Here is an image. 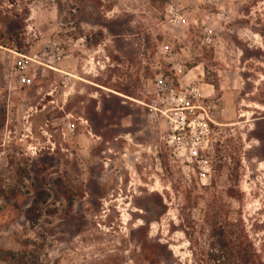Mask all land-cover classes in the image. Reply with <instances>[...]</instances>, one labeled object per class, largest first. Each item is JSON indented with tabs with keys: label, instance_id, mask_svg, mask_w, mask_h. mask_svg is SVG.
Masks as SVG:
<instances>
[{
	"label": "rangeland",
	"instance_id": "rangeland-1",
	"mask_svg": "<svg viewBox=\"0 0 264 264\" xmlns=\"http://www.w3.org/2000/svg\"><path fill=\"white\" fill-rule=\"evenodd\" d=\"M53 40L60 71L18 83ZM194 83L207 180L148 106ZM223 229L227 264H264V0H0V264H220Z\"/></svg>",
	"mask_w": 264,
	"mask_h": 264
},
{
	"label": "built area",
	"instance_id": "built-area-1",
	"mask_svg": "<svg viewBox=\"0 0 264 264\" xmlns=\"http://www.w3.org/2000/svg\"><path fill=\"white\" fill-rule=\"evenodd\" d=\"M19 57L14 70L16 80L29 85L38 67L60 71L58 66L64 58V49L53 40L42 50L30 55L19 54ZM31 66L34 73H30ZM67 79L70 80L71 76ZM161 91L148 106L150 115L166 122L161 135L164 148L169 149L170 156L181 164L185 175L190 177L196 173L200 180H207L211 173L208 153L212 146V128L210 116L201 104L206 95L203 88L194 83L180 88L168 86ZM132 157L133 161L139 159L138 155Z\"/></svg>",
	"mask_w": 264,
	"mask_h": 264
},
{
	"label": "trees",
	"instance_id": "trees-1",
	"mask_svg": "<svg viewBox=\"0 0 264 264\" xmlns=\"http://www.w3.org/2000/svg\"><path fill=\"white\" fill-rule=\"evenodd\" d=\"M170 0H151L152 3H157V4H160V5H163V4H166L167 2H169ZM9 40V38H7ZM17 48L20 47V44L19 46H16ZM118 91L124 93V94H127V95H130L132 96L134 94V92H131L130 90H127L125 88H118ZM260 140L261 138L259 136H257ZM49 194H46L45 196H39V197H45L48 196ZM37 204H38V199L35 200L31 206L29 208L26 209L25 211V216L28 220L30 221H34L35 217L37 216ZM237 238V235L235 234V232L231 229H223L220 231V234L218 235L217 237V242L215 243L216 246H215V250L218 254V258H216L220 264H227V257L231 256L229 251H227V246L229 244H231L235 239ZM223 259V260H220V259ZM214 262H216V260H213ZM253 263V262H252ZM228 264H232L230 261L228 262ZM253 264H256V263H253Z\"/></svg>",
	"mask_w": 264,
	"mask_h": 264
}]
</instances>
